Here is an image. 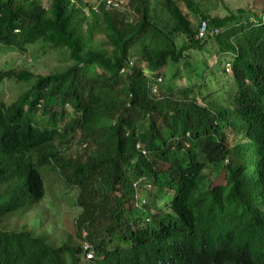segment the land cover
Instances as JSON below:
<instances>
[{
    "label": "trees",
    "instance_id": "obj_1",
    "mask_svg": "<svg viewBox=\"0 0 264 264\" xmlns=\"http://www.w3.org/2000/svg\"><path fill=\"white\" fill-rule=\"evenodd\" d=\"M180 4L206 23L202 37ZM128 5L131 16L103 1L0 0V50L61 51L68 63L0 70V84L23 86L0 101V222L29 223L0 228V264H264V0L223 18L199 14L194 0ZM151 6L166 26L153 23ZM211 39L229 55L225 101L189 65L187 52ZM181 65L193 84H176ZM76 136L85 146L66 156ZM50 173L73 200H50ZM43 201L49 214L63 203L78 210L68 218L75 239L41 233Z\"/></svg>",
    "mask_w": 264,
    "mask_h": 264
},
{
    "label": "rangeland",
    "instance_id": "obj_2",
    "mask_svg": "<svg viewBox=\"0 0 264 264\" xmlns=\"http://www.w3.org/2000/svg\"><path fill=\"white\" fill-rule=\"evenodd\" d=\"M44 6L49 0H38ZM91 6L95 9L98 7L99 3L102 0H86ZM153 2V0H150ZM196 4L199 14L207 15L210 17L217 16L219 18H223L228 15H236L237 17L240 16V11H244L247 8L249 0H194ZM47 6V5H46ZM181 10L184 14H186L191 22L192 29L198 32V25L202 21L199 20L198 16L195 17L192 14H188L184 5H181ZM151 18L153 23H155L159 27L166 26L165 23V14L163 13L162 9L159 7H150ZM87 13V12H86ZM88 15V14H87ZM243 17L241 18H249L250 15L248 12H244ZM241 18L239 20H241ZM215 33V32H214ZM96 40L102 42L101 38H97ZM175 45L177 48L181 47L186 43V37L180 35L174 38ZM61 51H52L49 50L42 51L41 49H37L36 47H31L27 50L25 54L12 51V50H0V70L4 69H25L28 68L31 71H34L35 74L38 73H49V72H57L63 70L66 66H68L67 62L60 56ZM189 58V65L198 67V72L202 75L204 80L212 79L213 82L215 81V90H221L219 94L220 100H227L229 97L233 95L234 87L229 84L231 80L228 77L230 74L228 72H222V68L226 69L227 65L225 64V60L229 57L227 55H223L224 53H220L219 49L211 39L209 44L207 45L206 51L200 50H191L187 52ZM184 66L181 65L179 68V73L182 77L176 79V84L180 86V83L184 85L193 84L195 82L193 74L192 75L183 73L182 69ZM191 71V68H186V72ZM171 69L167 68L164 71V75L162 77V83L164 84L167 81V77H171ZM144 73L150 74L149 71L145 70ZM227 74V75H226ZM166 75V78H165ZM223 84L226 89L223 90ZM23 86L17 82L7 81L0 84V101L4 103H10L15 99L16 96L19 95ZM222 88V89H220ZM176 90V89H174ZM223 90V91H222ZM211 99L215 98L214 94L211 95ZM198 100V98H197ZM79 141V142H78ZM83 139L79 136H76L71 143L69 144V149L64 151L66 152V156L68 155H75L78 149L83 148L85 146V142H82ZM64 149V148H63ZM60 150L57 147V151ZM222 181L221 175H216L210 179L211 184L220 183ZM46 186L50 188L51 198L54 203H59L61 201L70 202L75 198V191H72L64 186V183L60 178L57 177L56 174L50 173L45 177ZM139 203H142V198L137 199ZM41 210V219L46 225L41 233L50 235V240H55L59 238L61 234L66 233L70 235V237L75 239L74 232L71 229V225L69 223V217L73 218L76 216L78 210L72 209L70 206L65 205V203L61 206L60 214L55 213H47L48 207L45 205V201L42 202L40 206ZM32 217L34 214L31 215ZM54 224V234H49V224ZM0 228L5 231H20L22 229H28L29 223L25 219H20L17 217L8 218L5 221L0 222Z\"/></svg>",
    "mask_w": 264,
    "mask_h": 264
},
{
    "label": "built area",
    "instance_id": "obj_3",
    "mask_svg": "<svg viewBox=\"0 0 264 264\" xmlns=\"http://www.w3.org/2000/svg\"><path fill=\"white\" fill-rule=\"evenodd\" d=\"M105 4V7L110 10L121 11L126 13L128 16H131L132 10L128 5L129 0H102ZM206 31V23L201 22L198 25V36L202 37ZM229 71V66L226 68V72ZM156 82H160V79H157ZM153 92H156L154 89ZM90 246L87 244L83 245L84 255L87 261L93 259V253L89 250Z\"/></svg>",
    "mask_w": 264,
    "mask_h": 264
},
{
    "label": "bare ground",
    "instance_id": "obj_4",
    "mask_svg": "<svg viewBox=\"0 0 264 264\" xmlns=\"http://www.w3.org/2000/svg\"><path fill=\"white\" fill-rule=\"evenodd\" d=\"M226 70V69H225Z\"/></svg>",
    "mask_w": 264,
    "mask_h": 264
}]
</instances>
